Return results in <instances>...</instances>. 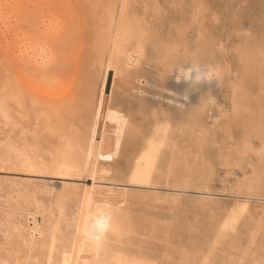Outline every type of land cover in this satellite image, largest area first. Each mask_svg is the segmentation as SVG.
<instances>
[{"label": "rangeland", "instance_id": "obj_1", "mask_svg": "<svg viewBox=\"0 0 264 264\" xmlns=\"http://www.w3.org/2000/svg\"><path fill=\"white\" fill-rule=\"evenodd\" d=\"M102 1L111 6L114 0ZM115 1L118 10L128 14L126 18L146 22L156 45L150 50L152 56L167 47L165 43L177 48L193 43L196 48L198 30H194L203 23L201 30L214 40L208 97L191 98L181 67L161 59L143 63L144 77L138 85L132 71L117 80L110 70L105 108L122 112L128 124L114 160L96 164L82 159L81 176L75 170L59 177L50 171L48 175L23 171L14 158L4 159L6 145L49 161L51 154L74 148L70 141L88 134L104 62L95 66L92 83H88L85 71L71 57L75 52L66 46L76 38L65 44L59 41L78 29L77 12L90 15L91 4L97 6L100 0H0V229L9 228L14 233L10 242L21 244L27 237L23 226L27 214L47 213L56 196L65 191L76 194L65 203L71 216L69 230L74 233L79 197L90 191L94 206L113 205L127 222L124 236L111 245L129 260L140 264H264V0ZM21 42L44 45L47 55L37 63L21 62ZM184 47L178 48L181 54L188 49ZM157 124L168 125L169 137L151 174L152 186L134 185L129 181L137 154ZM113 129L104 122L99 127L97 139L103 136L107 149L112 147V133L105 131ZM113 192H121L122 197L117 199L118 193ZM229 214L235 216L234 224L222 233V225L233 217ZM38 216L37 227L43 230L47 216ZM28 224L35 227L32 218ZM4 229L0 230V247H5L0 264H18L21 258L10 255L13 244Z\"/></svg>", "mask_w": 264, "mask_h": 264}, {"label": "bare ground", "instance_id": "obj_2", "mask_svg": "<svg viewBox=\"0 0 264 264\" xmlns=\"http://www.w3.org/2000/svg\"><path fill=\"white\" fill-rule=\"evenodd\" d=\"M89 1L91 2L92 0H89ZM114 1L110 3L111 6L108 5L107 1L103 2L102 0H100L97 6L96 4L93 5L92 2H91L92 4L87 3V4H91V6L88 5L90 6V9H88L90 10V12L87 11L88 13H90V15H87V13L85 12L84 13L86 15L84 14L80 15L79 12H77L78 13L77 15L78 23H79L77 27L78 29L68 34L66 37H63L62 41H59L60 43L65 44V43H68L70 41L69 39H71L72 37L76 38L75 42H72L71 44L68 43L66 46H70L69 49L75 52L74 53L75 56L72 55L71 57H75L74 63H76L77 67L81 65V67L83 68L82 69L83 73L85 71L88 83L91 81L90 78H92L91 75L94 72L95 66L98 63L104 62L103 64H101L103 65L101 66L103 69V70L101 69L102 70L101 82H100L99 90L97 93V100L95 103V107L93 109L94 110L93 119L91 120L90 127L87 129L88 134L84 136L85 138L80 137L81 139L79 140L70 141V140L65 139L66 142L70 141L71 142L70 145L74 146V148L69 149L66 147L65 149L62 148L59 151H56L54 153L51 152L53 154L50 155L49 161L48 160L46 161L45 159H43L41 155L40 156H37V155L29 156L22 149L21 150L18 149L15 152L16 148L13 145H6L8 149L6 151H4L5 149L3 150L4 151L3 156L5 157L4 159L8 160L10 157L14 158L16 160V162L14 163H17L21 170L33 171V173L34 171L41 172V173L50 171L49 172L50 175L52 174L57 177L69 176L73 173V172L71 173V170L72 171L75 170L76 174L81 176L80 174L81 171L79 169L83 168L84 166L82 164L83 167L80 168L79 165L81 161L83 162V160L86 161L85 163L92 160L93 163H96V164L100 161L104 162L105 164L106 162L110 163L114 160L124 140L125 133H126V126L128 124L126 122V117L124 116L122 112L112 107L105 108L104 95L107 94L105 92V86H106V81L108 77V72L110 70H112L113 72L114 79H117V80H122L126 78L127 75L129 74V71L130 72L132 71L130 74L134 73V77L133 75L131 76L135 80V83L137 82L136 84L138 85L141 81V78L144 77L143 68L145 66L143 65V63L148 64L149 62H152L153 60H151V58H154V60L161 59V61H163L162 63L166 62L168 64L177 65L178 67H181L182 73H184V75L187 78L186 83L188 85L187 86L188 93L190 94L191 98L194 97L193 99L198 98V100H200L206 97L210 93L208 91V88H209L208 85L210 86L211 83L208 84V79L209 77L211 78L210 75L213 74L212 69L210 70V66L213 61L212 57L214 54V50H213L214 40L207 38L208 36L206 37L203 31L201 30V28L204 27L203 23L201 24V28H197L196 30L193 29L194 32L198 30L197 36L195 38L197 39V43L195 45L196 48H193V46L191 45L193 43L186 41L189 38L188 39L183 38V39H186L185 41L190 43V45L187 44L186 46V43L184 42V45L186 47L182 45L181 47H184L183 50H185L186 48H188V45L189 47L192 46L191 48L195 49L192 52L190 50L191 48H188L186 50V53L185 52L183 53V50H182L183 54H181L178 50V48L180 47V44H178L179 47L177 48L171 42L174 46L173 45L169 46L165 43L167 47L165 46L162 47L163 49L162 51L156 52L157 54H155V56L154 55L152 56V54L150 53V50L152 47H155L156 45L153 43L154 39L150 35V32L146 26V22L142 20L140 22L134 21V19L130 18V16H127L128 18H126L124 15H128V14L123 13L121 9L118 10L116 1L115 2ZM100 4L102 5L98 8ZM83 6L85 5L83 4ZM102 7L105 8V10L102 12H99V9ZM182 32L180 33L176 32L177 36H182L185 33V32L183 33ZM199 36H202V37L199 39ZM177 42L175 43L177 44ZM168 44H170V42ZM181 47L179 49H181ZM175 48H177L176 52H175ZM20 51H21V54L19 55H21V62L22 60L26 59L28 63L29 62L37 63L39 62V60L40 61L42 60L45 54L47 55L46 47L44 45L43 46L40 45L39 43L38 44L33 43L30 45H26L24 42H21ZM44 62L46 61L44 60ZM71 63L72 62H70V64ZM91 64H93V66H91ZM67 65L65 63V66ZM101 67H99V69ZM214 68L215 66L213 67V69ZM68 70H69V66H68ZM75 70H78V68H75ZM82 72L81 74H83ZM210 72H212V74ZM256 73H258V71ZM69 75L71 76L72 74H69ZM214 75L212 79H215ZM182 80H185V79H182ZM73 81L75 82V80ZM210 81H213V80H210ZM70 82L73 83L72 81ZM212 96L213 95H211L210 98H213ZM191 98L189 99V101H191ZM191 103H188V104H191ZM101 122L112 125V127L114 128L113 131H105L107 133H112V144H111L112 147L110 149H107L106 146H104L103 141H102L103 136L101 137V140L97 139V135L99 134V127H100ZM166 126L168 125L157 124L155 125L154 129H152L151 132L149 133V136L147 137V139L145 140L144 144L142 145V147L140 148L137 154L136 161L134 162L135 163L134 167L131 171L129 182L133 183L134 185L136 184V185L142 186V185H149L150 182L152 181L151 174L156 168V162L158 159L160 149L166 145L167 139L169 137V136L167 137V134L169 132L168 131L169 127L167 128ZM259 129L261 128L259 127ZM76 138H79V137L76 136ZM34 154L36 153L34 152ZM32 155H33V152H32ZM13 169H16V168H13ZM46 175H48V172ZM107 191H110V189H108ZM98 193L96 195H98ZM113 193H116V192H113ZM120 194L122 193L121 192L118 193L117 199H120L122 197ZM22 195L23 194H20L21 198H22ZM75 195L76 194L71 195L70 192L68 194L65 191H63L56 196L55 200L53 201L54 202L52 206L53 209H51L50 211H47V213H45V210L44 211L36 210V212L35 211L29 212L26 218L23 220L25 222L24 223L25 225L23 226L25 227V230H26L25 233L27 234V237L23 239L21 244H18L16 242L11 243L10 240H11V237L14 235V233L10 232V230L8 231L9 228L8 229L7 227L5 228L6 232L3 231L5 232V237L9 241L10 244H13L9 252L10 255L14 256L16 260H20L19 258H21V260L17 263L18 264H140V262L137 260H129L125 256L119 254L120 252H117L116 250H114L113 246L111 245V241H118L121 239V237L124 236V232L126 229V227L124 226V223H127V222H123V220L125 219H122V215L119 209L117 210L114 207L111 208L113 205L112 206L110 205L111 206L110 207L106 203H103L106 206H104L101 203H99L100 204L99 206H94V201L92 199L93 196L90 191H86V193L84 194V197L83 195H81V198L79 197L80 200L78 201L80 202V206H78L76 215L74 216V218L72 217L74 219V223H73L74 233L70 232L69 218L71 216L68 217L70 213H68V211L66 210L65 203L68 199H71V197ZM108 195L110 194L108 193ZM103 197L104 198L102 199H105V197L107 196H103ZM72 198H75V197H72ZM28 199L31 200L30 198ZM101 201H104V200H101ZM38 214L42 216H47L48 224L46 228L43 230L37 227ZM233 214H229V215H232L233 217H231L227 222H225L224 220L225 224H223L222 227L220 226L222 233H225L226 231H228V229L230 230V228L233 226L234 221H235V218H234L235 216ZM30 217L32 218V221L35 225V227L33 228L32 227L30 228L28 224V222L30 223V220H31ZM43 219L44 218H42V220ZM47 221H44V222H47ZM3 229L4 228L0 230H3ZM42 233L44 235L43 238H41ZM3 250H5V247L1 246L0 254H2ZM19 254L21 255V257ZM15 263L16 261L14 262V264Z\"/></svg>", "mask_w": 264, "mask_h": 264}]
</instances>
